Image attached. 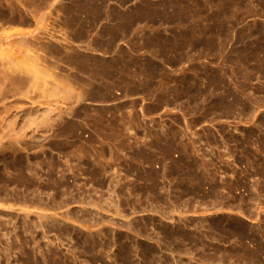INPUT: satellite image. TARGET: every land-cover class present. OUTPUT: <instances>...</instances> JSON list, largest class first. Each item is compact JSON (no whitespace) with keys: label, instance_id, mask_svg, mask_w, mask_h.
Here are the masks:
<instances>
[{"label":"rangeland","instance_id":"obj_1","mask_svg":"<svg viewBox=\"0 0 264 264\" xmlns=\"http://www.w3.org/2000/svg\"><path fill=\"white\" fill-rule=\"evenodd\" d=\"M0 42V264H264V0H0Z\"/></svg>","mask_w":264,"mask_h":264},{"label":"bare ground","instance_id":"obj_2","mask_svg":"<svg viewBox=\"0 0 264 264\" xmlns=\"http://www.w3.org/2000/svg\"><path fill=\"white\" fill-rule=\"evenodd\" d=\"M22 21H23V20H22ZM37 21H38V20H36V22H35V21H34V22L38 24V23H40L41 19H40V21H38V22H37ZM30 33H31V32H30ZM34 33H35V32H34ZM31 34H32V36H33V35H36V34H33V33H31ZM31 34H30V36H31ZM25 35H26V34H25ZM25 35H24L23 37H26ZM27 35H28V34H27ZM21 36H22V35H21ZM28 37H29V36H28ZM19 38H21V37H19ZM32 38H33V37H32ZM35 38H36V37H35ZM24 39H25V38H23V40H20L19 43H18V41H16V44H14L13 46H15V45H17V44H18V45H21V46L25 45V48H24V47L21 48V46H18V45H17V46H15V47H16V48H19V49H15V52H16V50H17V52L19 53V52H20V49H24V50H23V53H24V54H27V55H22L23 53H19V54H18L17 52H16V54H17V55L26 56V57H28V55H29L30 58H29V57H28V58H29L30 60H31V59H34L33 61H32V60H31V61H32V62H35V61H36L35 59H38L37 57H40V58H41V56H39V54H38V52H37V50H36V49H37V46H36V49H34V47H33L34 44H32V43H33V42H32L33 40L31 41L32 43H30V42L28 41V38H27V40H24ZM1 40H3V39H1ZM18 40H19V39H18ZM63 41H64V40H63ZM66 41L68 42V40L65 39L64 42H66ZM34 42H35V41H34ZM67 42H66V43H67ZM0 43H1V42H0ZM36 43H37V42H35V45H37V44L39 45V43H37V44H36ZM28 46H29V47H28ZM30 46H32L33 49L36 50V52H37L38 55L36 54V52L33 51V49H31L32 47L30 48ZM41 46H42V45H41ZM41 46H39V47H41ZM1 49L4 50V49L0 46V63H1V65H2V64L9 65L8 63H9V61H10V63H11V60H9V58H7V57H8L10 54H9V52H6L8 55H7L6 53L4 54V52H3ZM11 49H12V47L10 48L9 51H11ZM38 49H39V48H38ZM42 49H43V48H42ZM18 50H19V51H18ZM1 51H2L3 53H2ZM6 56H7V57H6ZM242 56H243V55H242ZM246 56H247V55H246ZM40 58H39V59H40ZM234 58H235V57H234ZM234 58H233V59H234ZM243 58H244V57H243ZM10 59H11V58H10ZM39 59H38V60H39ZM238 59H239V58H238ZM245 59H247V58H245ZM38 60H37L36 62L41 63V62H39ZM236 60H237V59H236ZM236 60H235V61H236ZM241 60H242V57H241ZM239 61H240V60H239ZM239 61H238V62H239ZM7 62H8V63H7ZM34 64H35V63H33V65H34ZM238 64H241V63L239 62ZM11 65H12V67H14L13 64H11ZM15 65H17V64H15ZM235 65H236V64H235ZM243 65H244V64H243ZM243 65H241V66H243ZM2 66H3V65H2ZM36 66H37V65H36ZM38 66H39V64H38ZM4 67H6V66H4ZM8 67H11V66L9 65ZM12 67H11V69H10V68H9V69H6V68H7V67H6V68H4V70H1V71H0V85L3 84L2 87H5V89L3 88L4 90L2 91V87L0 86V96H1V97H3L4 94H6L7 92H10V91H7V90H10V88H11V91L14 89V88L12 89L11 86H17L16 84H18V85H22L23 82H25V80L23 81V78L25 77V76H24V74H25L24 72H25V71L22 72V74H21V71H20L21 69H20V70H18V69H14V70H13ZM55 67H56V66H55ZM42 68H43V67H42ZM231 68H232V67H231ZM34 69H35V70H34ZM36 69H37V71H38V70L40 71V70H41V67H39V69H38V68H33L34 71H36ZM15 70L18 71L19 73H17ZM44 70H45V68H44ZM230 70L232 71V69H230ZM37 71H36V72H37ZM42 71H43V69H42ZM15 72H16V73H15ZM209 72H210V71H209ZM23 73H24V74H23ZM212 73H213V72H212ZM221 73H222V72H221ZM230 73H231V72H230ZM246 73H248V72H246ZM246 73H245V74H246ZM16 74H17L18 76H17ZM20 74H21V75H20ZM222 74H223V73H222ZM222 74H221V76H222ZM226 74H227V72H226ZM235 74H236V73H235ZM243 74H244V73H243ZM251 74H253V73H251ZM19 75H20V76H19ZM209 75H210V74H209ZM218 75H219V74H218ZM246 75H247V74H246ZM21 76H22V78H21ZM23 76H24V77H23ZM212 76H213V75H212ZM219 76H220V75H219ZM219 76H217V77H219ZM225 76H226V75H225ZM229 76H230V75H229ZM235 76H236V75H235ZM237 76H238V75H237ZM209 77H210V76H209ZM214 77H215V76H214ZM226 77H227V76H226ZM242 77H243V76H242ZM245 77H246V76H245ZM248 77H249V76H248ZM212 78H213V77H212ZM212 78H211V79H212ZM229 78H231V77H229ZM24 79H25V78H24ZM214 79H216V78H214ZM220 79H221V78H220ZM220 79H219V80H220ZM244 79H246V78H244ZM221 80H222V79H221ZM229 80H230V79H229ZM229 80H228V81H229ZM231 80H232V79H231ZM233 80H234V79H233ZM247 80H249V79H247ZM224 81H225V80H224ZM6 82L9 83V84H11V86H9V85L7 86V83H6ZM215 82H216V80H215ZM217 82H218V81H217ZM226 82H227V81H226ZM229 82H230V81H229ZM5 83H6V84H5ZM12 83L15 84V85H13ZM211 83H212V82H211ZM221 83H222V82H221ZM223 83H224V82H223ZM4 84H5V85H4ZM219 84H220V81H219ZM232 84H233V82H232ZM210 85H211V84H210ZM221 85H223V84H221ZM224 85H225V83H224ZM6 86H7L9 89H6ZM214 86H215V85H214ZM241 86H242V85H241ZM19 87H21V86H18L17 88H19ZM225 87H226V86H225ZM234 87H235V86H234ZM221 88H222V87H221ZM228 88H229V87H228ZM230 88H231V87H230ZM68 89H69V88H68ZM72 89H73V88L70 87L69 91H70V90H71L72 92L75 91V90H72ZM207 89H208V88H207ZM217 89H218V88H217ZM219 89H220V88H219ZM222 89H223V88H222ZM237 89H238V88H237ZM243 89H244V86H243ZM245 89H246V88H245ZM213 90H214V89H213ZM231 90H232V89H231ZM240 90H241V89H240ZM13 91H15V90H13ZM69 91H68V92H69ZM210 91H211V90H209V92H210ZM223 91H224V90H222V92H223ZM225 91H226V90H225ZM227 91H229V90H227ZM212 92H213V91H212ZM217 92H218V91H217ZM222 92H220V93H222ZM229 92H230V91H229ZM229 92H227L226 94H228ZM238 93H239V92H238ZM240 93H242V91H241ZM73 94H74V93H72V94L70 93V94L67 95V97H70L69 95L72 96ZM79 94H80V96H81L82 93H78V96H79ZM208 94H210V93H208ZM218 94H219V93H218ZM222 94H224V93H222ZM222 94H221V95H222ZM242 94H244V93H242ZM242 94H241V95H242ZM247 94H248V93H247ZM250 94H251V92H250ZM216 95H217V94H216ZM216 95H214V96L216 97ZM229 95H231V92H230ZM74 96H75V97H74ZM78 96H77V93H76V95H73V97H74V98L77 97V99L79 98ZM223 96L226 97L225 94H224ZM235 96H236V95H235ZM238 96H240V95L238 94ZM73 97H72V98H73ZM215 97H213V98H215ZM218 97H220V96H218ZM248 97H249V96H248ZM70 98H71V97H70ZM80 98H81V97H80ZM240 98H241V97H240ZM1 99H2V98H0V101H1ZM220 99H221V98H219L218 100H220ZM248 99H249V98H248ZM250 99H251V98H250ZM213 100H214V99H213ZM226 100H227V99H226ZM235 100L237 101V99H235ZM233 101H234V99H233ZM238 101H240V100L238 99ZM214 102L217 103V101H214ZM218 102H220V101H218ZM221 102H222V101H221ZM221 102H220V103H221ZM243 102H245V101H243ZM252 102H253V101H252ZM209 103H210V102H209ZM233 103H236V102H233ZM245 103H246V102H245ZM3 104H4V103H3ZM5 104H6V103H5ZM211 104H212V103H211ZM218 104H219V103H218ZM222 104H223V102L221 103V105H222ZM225 104H227V103H225ZM229 104H230V105H229ZM229 104H228V105L230 106V108H231L232 110H233V108L236 106V105H233V104H232V105L234 106V107L232 108L231 103H229ZM236 104L238 105V102H237ZM241 104H242V103H241ZM255 104H256V102H255ZM255 104H254V105H255ZM212 105H215V104L213 103ZM215 106H216V107H215ZM215 106H214V107H215V109H216V108H217V104H216ZM225 106H227V105H223L224 108H226ZM4 107H5V106H4ZM4 107H3V108H4ZM7 107H8V106H7ZM7 107H5V109H6ZM223 107H222V108H223ZM240 107H241V105H240ZM243 107H244V106H243ZM243 107H241V109H244ZM11 108H12V107H11ZM18 108H19V107H18ZM20 108H21V107H20ZM49 108H50V107H49ZM222 108H221L220 110L223 111L224 108H223V109H222ZM213 109H214V108H213ZM218 109H219V108H218ZM218 109H216V110H218ZM226 109H227V108H226ZM226 109H224V110H226ZM22 110H23V109H22ZM51 110H52V109H51ZM228 110H229V109H227V111H228ZM232 110H229L230 113H231ZM1 111H2V112H0V114L3 115V117H5V116L7 117L6 114H8V112H7L8 110L5 111V112H7L6 114L3 113L4 110H1ZM28 111H29V110H28ZM28 111H27V112H28ZM227 111H225V112L227 113ZM229 111H228V113H229ZM25 112H26V110H25ZM25 112H24V113H25ZM2 113H3V114H2ZM9 113H10V112H9ZM28 113H29V112H28ZM28 113H27V114H28ZM217 113H218V112H217ZM4 114H5V115H4ZM29 114H30V117H32L34 114H36V112H35V113L33 112V113H32L33 115H31V112H30ZM13 116H14V114H13ZM28 116H29V115H28ZM28 116H27L26 113H25V117H27V118L29 119L30 117H28ZM0 117H1V116H0ZM6 117H5V118H6ZM15 117L17 118V115H16ZM23 117H24V116H23ZM34 117H35V116H34ZM34 117H33V118H34ZM13 119H14V117H13ZM3 120H4V119L1 118V121H0V122L2 123ZM10 121H11V120H8V119L5 120V122L7 123L6 125L11 124V123H9ZM14 123H15V122L13 121V122H12L13 126H14ZM3 124H5V123H3ZM21 125H22V123H21ZM21 125H20V126H21ZM0 126H1V127H0L1 129H0V130L3 131V129H4L5 127L3 126L4 128L2 129V125H0ZM10 127L12 128L11 125H9V128H10ZM7 129H8V127H7ZM19 129H20V128H19ZM5 130H6V129H5ZM15 130H16V129H15ZM6 132H7V131H6ZM6 132H4V133H6ZM13 132H14V130L11 131V133H13ZM0 133H2V132H0ZM11 133H7V135L10 134L8 137H10L11 140H12V138L14 137V138H13L14 140H12V141L10 140L9 142H7L8 145H7V144H6V145H4V144L1 145V147H0L1 151H2L3 148H4V149H5V148L7 149V146L9 147L7 150L10 149V146H13V148H14L16 144L19 145V143L21 142V141H20V138H21L22 136H20V135H16V134H19L18 132H17V133H15V132L13 133V134H15V135L17 136V138H16L15 136L11 135ZM4 135H5V134H3V135L1 134V136H0V137H1V138H0V142L3 141V140L5 139V136H4ZM11 136H12V137H11ZM18 136H20L19 139H18ZM1 139H2V140H1ZM17 139H18V140H17ZM36 139H37V138H36ZM32 140H33V139H32ZM19 141H20V142H19ZM34 141H35V140H34ZM252 141H253V140H252ZM30 142H32V141H30ZM247 142H249V141H247ZM1 143H2V142H1ZM1 143H0V144H1ZM27 143H28V142H27ZM33 143H34V142H33ZM250 143H251V142H250ZM259 143H260V142H259V140H258V144H259ZM14 144H15V145H14ZM25 144H26V143H25ZM30 144H31V143H30ZM247 147H248V145H247ZM11 148H12V147H11ZM243 148H244V146H243ZM245 148H246V147H245ZM245 148H244V151H242V152L244 153V155H245V154H246V155H250L251 153H248V154L246 153V149H245ZM6 149H5V150H6ZM14 149H15V148H14ZM247 150H248V148H247ZM248 152H249V151H248ZM188 170H189V169H188ZM245 174H246V173H244V175H245ZM246 176H247V175H246ZM196 178H197V177H196ZM246 180L248 181L247 177H246V178H242V180L239 181V182H240L241 184H245V181H246ZM247 181H246V182H247ZM37 197H38V196H37ZM38 198H39V197H38ZM34 200H37L36 197H35ZM37 201H38L37 203H40V202H41L40 199L37 200ZM39 201H40V202H39ZM241 201H243V200L241 199ZM40 204H41V203H40ZM42 204H45V203H42ZM240 204H242V202H241ZM0 205H1V204H0ZM99 205H101V204H99ZM241 206H242V205H241ZM7 207H8V206H7ZM7 207H5V208L3 207V208L6 209ZM8 208H9V207H8ZM12 208H13V207H12ZM10 209H11V208H10ZM14 209H15V208H14ZM242 209H243V208H242ZM6 210H7V209H6ZM18 210H19V209H18ZM220 231H221V230H220ZM225 232H227V231H225ZM228 232H230L232 235H236L235 237L238 236V238L245 236V235H244V232H243L241 229H237V228H236V229H233V230H229V229H228ZM172 235H173V234H172ZM227 235H228V234H227ZM223 238H224V237H223ZM195 243H196V242H194V243H192V244H190V245H193V244H195ZM197 243H198V242H197ZM198 244H199V243H198ZM195 245H196V244H195ZM257 246H258V245H257ZM257 246H256V247H257ZM259 246H261V245H259ZM263 247H264V246H262L261 248L259 247V248L257 249V252L263 250V249H262ZM200 249H202V248H200ZM247 249H249V248H247ZM177 250H178V249H177ZM249 250H250V249H249ZM233 251H234V250H233ZM254 253H256V252H254ZM235 254H236V253H235ZM238 254H239V252H238ZM243 254H244V253H243ZM252 254H253V253H252ZM236 255H237V254H236ZM236 255H235V256H236ZM244 255L247 256L246 254H244ZM248 255H249V254H248ZM250 255H251V254H250ZM250 255H249V257H250ZM226 256H227V255H226ZM229 256H232V255H229ZM251 256H252V255H251ZM232 257H233V256H232ZM240 257H241V256H240ZM254 257H255V256H254ZM228 258H229V257H228ZM241 258H243V257H241ZM255 258H256V257H255ZM202 259H203V258H202ZM232 259H233V258H232ZM236 259H237V258H236ZM234 260H235V259H234ZM237 260H238V259H237ZM239 260H241V259H239ZM242 260H243V259H242ZM241 262H242V261H241Z\"/></svg>","mask_w":264,"mask_h":264}]
</instances>
